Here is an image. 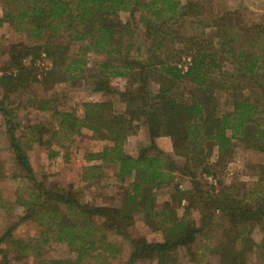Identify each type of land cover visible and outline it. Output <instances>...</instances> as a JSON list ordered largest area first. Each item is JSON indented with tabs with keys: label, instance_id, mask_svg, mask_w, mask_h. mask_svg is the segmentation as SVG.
<instances>
[{
	"label": "trees",
	"instance_id": "trees-1",
	"mask_svg": "<svg viewBox=\"0 0 264 264\" xmlns=\"http://www.w3.org/2000/svg\"><path fill=\"white\" fill-rule=\"evenodd\" d=\"M208 1L1 0L0 26L8 23L27 41L8 44L0 67L12 176L24 183L13 204L0 195V209L8 214L22 208L0 234V264L28 258L39 264H112L124 254L125 242V264H180V251L192 264H247L251 254L264 252V239L252 237L255 226L264 229V164L250 187L220 180L211 186L206 179L225 170L238 144L264 153V23L247 25L235 10L211 13ZM120 12L129 18L123 21ZM72 43L79 44L75 54ZM43 59L50 66L39 79ZM81 80L93 92L116 96L124 110H115L112 99L86 101L78 114L55 107L52 99L28 102L51 112L54 136L68 140L89 131L108 142L85 155L100 163L87 165L82 178H99L105 165L112 166L122 183L119 204L87 202L73 187L37 179L17 133L20 92L35 82L75 86ZM49 125L26 126L30 142L44 143ZM141 126L148 139L131 155L125 142ZM161 137L169 138L172 153L158 145ZM58 155L49 151L50 158ZM181 179L191 186L182 187ZM159 190L168 195L161 202ZM138 220L162 240L132 236ZM26 221L39 231L20 238L15 229ZM52 245L69 255L46 258L43 251Z\"/></svg>",
	"mask_w": 264,
	"mask_h": 264
},
{
	"label": "rangeland",
	"instance_id": "rangeland-1",
	"mask_svg": "<svg viewBox=\"0 0 264 264\" xmlns=\"http://www.w3.org/2000/svg\"><path fill=\"white\" fill-rule=\"evenodd\" d=\"M185 2L186 0H181ZM207 6L211 13L217 15L222 14L227 10H235L241 14L243 20L247 25L256 23H264V0H210ZM3 15V5L0 0V17ZM120 18L126 21L129 18V13L120 12ZM27 41L23 33L17 32L8 23L0 26V67L7 59L5 50L7 45L12 42ZM79 44L72 43V54L77 53ZM89 57L94 60L97 56L89 53ZM187 61L186 59L183 62ZM37 74L39 79H42L43 72L50 66V61L43 59L37 64ZM114 84L124 86L123 80H113ZM29 99L38 101L39 99H52V105L59 109H69L76 111L77 114L81 112V105L86 101H99L103 99H112L114 101L115 110L121 112L124 110V105L116 100L114 95H103L92 91V88L81 80L77 84H56V85H42L40 82H35L28 91H22L17 96L14 108L19 116L17 122H20L18 135H20L22 143L27 147V153L30 162L34 168L37 179L46 183L56 184L62 187H73L81 193L82 199L87 202L96 203L99 205H114L119 204L121 198L120 187L121 181L114 176V169L110 165H105L102 175L99 178L84 180L82 178L84 168L87 165L100 163L99 161H87L85 155L91 151H100L104 145L108 144L94 138L91 132L84 131L77 134L68 140H63V134L54 136L56 130V120L52 118L50 111L38 109L34 104L28 102ZM52 124L47 127L48 131L43 135V142H30L29 132L26 126H31L36 123ZM50 129V130H49ZM51 139H53L51 141ZM148 137L143 126L139 127L136 134L128 137L125 142V151L131 155H136L138 147L146 143ZM51 141L50 145L48 144ZM60 141L61 144H58ZM47 142V144H46ZM63 145L64 147H62ZM158 145L167 152L172 153L171 142L169 138H159ZM59 150L60 155L50 158L49 151ZM260 164H264V153L255 152L244 149L241 145H237L236 154L233 160L227 165L223 172L216 175L214 181L206 179L211 186H217L218 180L223 183L231 184L234 181H241L247 187L257 183L258 169ZM0 167L2 176L0 177V195L1 197L13 204L16 200V193L19 187L23 186L21 177L14 178L12 173L16 171L14 164V155L11 150L8 126L5 123L3 115L0 113ZM181 185L184 188H189L191 185L187 179H181ZM218 187V186H217ZM158 201H164L168 195L165 190L157 191ZM22 213L21 207L14 206L10 210V214L5 209H0V234L4 232L8 225L14 223L19 219ZM39 227L31 221L20 223L14 234L20 238H27L35 236L38 233ZM132 236H143L149 241L162 240V235L159 232L152 231L146 226L142 220H138L131 228ZM252 237L257 242L264 239V229L260 226H255L252 230ZM124 254L118 259L114 260L112 264H125L129 253V245L125 242ZM44 256L46 258H53L57 256H68L67 249L58 245L45 247ZM180 264H192L187 258L182 256ZM11 264H39L38 260L28 258L21 262H12ZM247 264H264V252L253 253L250 255Z\"/></svg>",
	"mask_w": 264,
	"mask_h": 264
},
{
	"label": "built area",
	"instance_id": "built-area-1",
	"mask_svg": "<svg viewBox=\"0 0 264 264\" xmlns=\"http://www.w3.org/2000/svg\"><path fill=\"white\" fill-rule=\"evenodd\" d=\"M186 60H187V61H185V63L188 64L189 59H186ZM186 64H185V66H184V69H186V66H187ZM208 180H209V181H214V179L211 178V177H208Z\"/></svg>",
	"mask_w": 264,
	"mask_h": 264
}]
</instances>
